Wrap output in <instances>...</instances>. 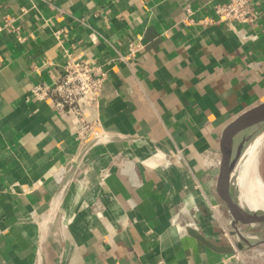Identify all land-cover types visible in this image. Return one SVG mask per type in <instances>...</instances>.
Listing matches in <instances>:
<instances>
[{
	"label": "crops",
	"instance_id": "obj_1",
	"mask_svg": "<svg viewBox=\"0 0 264 264\" xmlns=\"http://www.w3.org/2000/svg\"><path fill=\"white\" fill-rule=\"evenodd\" d=\"M225 1L0 0V264H251L189 233L228 246L221 133L264 101V0L232 26ZM67 55L105 72L94 143L30 95Z\"/></svg>",
	"mask_w": 264,
	"mask_h": 264
},
{
	"label": "built area",
	"instance_id": "obj_2",
	"mask_svg": "<svg viewBox=\"0 0 264 264\" xmlns=\"http://www.w3.org/2000/svg\"><path fill=\"white\" fill-rule=\"evenodd\" d=\"M216 23L253 25L258 18L252 0H226L214 5ZM8 20H6L7 22ZM8 24V23H7ZM105 72L89 59L67 55L63 71L50 84L37 83L30 90L31 98L50 102L57 111L66 112L79 120L76 140L90 143L101 140L95 133V121H88L90 111L97 109Z\"/></svg>",
	"mask_w": 264,
	"mask_h": 264
},
{
	"label": "water",
	"instance_id": "obj_3",
	"mask_svg": "<svg viewBox=\"0 0 264 264\" xmlns=\"http://www.w3.org/2000/svg\"><path fill=\"white\" fill-rule=\"evenodd\" d=\"M264 123V101L256 105L255 107L245 111L235 119L228 122L222 129L221 139L219 143V158L217 163V175L215 180V190L218 201L222 210L227 214L233 226L243 225L247 226L249 229H254L260 226L259 231L264 230V212H258L255 210L253 216L245 217L239 215L237 211L232 207L229 202L226 188H225V167L227 160V146L234 137L240 136L242 133L246 132L248 129L254 128L260 124ZM74 169L71 166V171ZM189 233L200 240L210 249L217 252H231V246H223L213 243L208 240L203 234H201L197 229H189Z\"/></svg>",
	"mask_w": 264,
	"mask_h": 264
},
{
	"label": "bare ground",
	"instance_id": "obj_4",
	"mask_svg": "<svg viewBox=\"0 0 264 264\" xmlns=\"http://www.w3.org/2000/svg\"><path fill=\"white\" fill-rule=\"evenodd\" d=\"M263 137L264 123L254 128L248 129L240 136L234 137V139L231 140L227 146V160L225 167L226 193L232 207L239 215L245 217L253 216V212L258 208L264 209V202H262L261 199L257 197V194L253 191L254 187H252L254 184H256V177L259 178L258 174L254 171V167H252V163L257 154L258 142L262 141ZM255 141L258 142L256 143ZM240 161L241 164L243 163L241 165L243 169V177L245 181L250 182V186L252 187L251 193L254 194L250 197L247 195V193L239 191L232 183H230L235 175L234 171ZM257 235H253L254 237L248 238L249 241L252 242L257 240Z\"/></svg>",
	"mask_w": 264,
	"mask_h": 264
},
{
	"label": "rangeland",
	"instance_id": "obj_5",
	"mask_svg": "<svg viewBox=\"0 0 264 264\" xmlns=\"http://www.w3.org/2000/svg\"><path fill=\"white\" fill-rule=\"evenodd\" d=\"M258 141L255 142L257 143ZM257 146V154L252 163V167H254L255 173L258 174L260 179L256 177V184H254L252 187H254L253 191L257 194V197H259L261 201L264 202V137L262 141L258 142ZM235 171L236 172L233 178L237 180L236 188L239 191L247 193L249 197L253 196L254 194L251 193L252 187L250 186V182L245 181L243 177L242 167H237ZM257 211L264 212V209L258 208ZM221 217L224 219V223L218 224L213 222V225L215 226L214 231L219 235V240L221 242L227 244L228 246H236V251H234L232 256L238 258L239 255L236 253L242 255V250H245L247 255L251 254L254 256V260H252L251 264H264V230L259 231L260 226H257L254 229H249L247 226L243 225H238L237 227L233 226L231 220L225 212H221ZM253 235H257L258 239L250 242L248 238L254 237Z\"/></svg>",
	"mask_w": 264,
	"mask_h": 264
}]
</instances>
